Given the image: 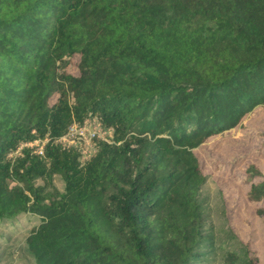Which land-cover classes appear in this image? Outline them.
Masks as SVG:
<instances>
[{"label":"trees","instance_id":"trees-1","mask_svg":"<svg viewBox=\"0 0 264 264\" xmlns=\"http://www.w3.org/2000/svg\"><path fill=\"white\" fill-rule=\"evenodd\" d=\"M260 106L264 0H0V226L38 221L34 264H199L213 239L195 151ZM90 118L111 137L81 165L59 141ZM35 140L42 156L7 158ZM243 184L264 226V174ZM218 194L244 249L222 263L259 264Z\"/></svg>","mask_w":264,"mask_h":264},{"label":"rangeland","instance_id":"rangeland-1","mask_svg":"<svg viewBox=\"0 0 264 264\" xmlns=\"http://www.w3.org/2000/svg\"><path fill=\"white\" fill-rule=\"evenodd\" d=\"M89 120L97 121L95 118ZM110 137V131L101 130V138L108 141ZM61 143L69 145L64 141ZM82 150L86 157L95 153L91 147L84 146ZM195 154L204 174L209 176L201 189V202L206 228L213 239L211 252L199 264H223L227 252L236 253L244 261V249L230 238L221 215L219 191L224 194L230 224L243 242H249L251 254L258 258L259 264H264V226L255 214V207L247 201L248 187L243 184L249 166L264 174V106L244 118L241 126L208 139ZM53 183L62 191L59 177H55ZM37 224L35 218L26 216L0 226V264H34L26 249L25 238Z\"/></svg>","mask_w":264,"mask_h":264},{"label":"built area","instance_id":"built-area-1","mask_svg":"<svg viewBox=\"0 0 264 264\" xmlns=\"http://www.w3.org/2000/svg\"><path fill=\"white\" fill-rule=\"evenodd\" d=\"M101 130L102 127L97 121L87 119L82 125L72 124L68 128L67 134L61 138L59 143L62 144V141L68 142L69 145L62 144V146L78 149L80 151V163L81 165H84L91 157L85 156V152L82 150L83 147H91L94 150L95 140L106 141L104 138H101ZM75 141L78 142L74 143ZM45 143V140H35L31 143L23 144L16 150L10 152L7 158L9 160H14L16 157L21 155L22 148L32 149L34 154L42 156Z\"/></svg>","mask_w":264,"mask_h":264}]
</instances>
